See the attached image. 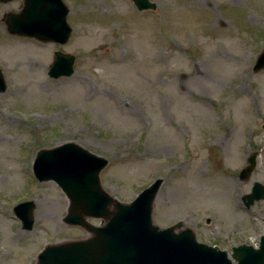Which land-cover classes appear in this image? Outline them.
<instances>
[{"label": "rangeland", "instance_id": "obj_1", "mask_svg": "<svg viewBox=\"0 0 264 264\" xmlns=\"http://www.w3.org/2000/svg\"><path fill=\"white\" fill-rule=\"evenodd\" d=\"M64 1L72 27L64 44L8 33L3 13L22 1L0 2V264H27L45 242L86 235L60 221L62 191L32 170L37 148L67 141L108 158L101 184L120 201L161 177L157 225L182 220L229 254L257 245L264 200L247 208L241 196L254 180L264 184V68L252 69L264 47V0H153L143 11L132 0ZM54 50L75 55L71 75L48 76ZM251 152L256 165L239 179ZM26 196L35 202L31 230L12 211Z\"/></svg>", "mask_w": 264, "mask_h": 264}, {"label": "water", "instance_id": "obj_2", "mask_svg": "<svg viewBox=\"0 0 264 264\" xmlns=\"http://www.w3.org/2000/svg\"><path fill=\"white\" fill-rule=\"evenodd\" d=\"M132 1L138 10L156 8L151 0ZM68 11L63 0H23L20 11L5 12L3 19L9 33L63 44L72 31L66 19ZM74 59L71 53L55 50L48 74L54 78L70 75ZM263 67L264 48L257 55L253 70ZM5 88L0 70V92ZM256 155H248L247 164L239 172L240 179L250 176ZM107 164L106 157L72 141L37 149L34 175L39 181L57 183L67 198L63 223L81 227L86 235L46 244L34 264H234L233 260L236 264H264V234L258 246H233L229 257L226 250L198 241L193 229L183 226L181 220L160 227L153 222L152 210L163 179L156 178L132 200L123 202L101 185L99 174ZM241 199L246 207L264 199V185L254 181L251 191ZM33 208L32 200L13 207L24 228L32 227ZM91 218L100 219V223L91 222Z\"/></svg>", "mask_w": 264, "mask_h": 264}, {"label": "bare ground", "instance_id": "obj_3", "mask_svg": "<svg viewBox=\"0 0 264 264\" xmlns=\"http://www.w3.org/2000/svg\"><path fill=\"white\" fill-rule=\"evenodd\" d=\"M172 41L174 42V45H176L174 38H172ZM183 83L184 81L182 80L181 76L178 74V72L174 71L172 73V82H171L170 91H171L172 99L177 100L179 106H181V103L187 98L185 89L182 87ZM174 136L178 140L179 139L181 140L182 138L181 133L177 131L175 132Z\"/></svg>", "mask_w": 264, "mask_h": 264}, {"label": "flooded vegetation", "instance_id": "obj_4", "mask_svg": "<svg viewBox=\"0 0 264 264\" xmlns=\"http://www.w3.org/2000/svg\"><path fill=\"white\" fill-rule=\"evenodd\" d=\"M33 224H34V223H33ZM23 242H25V241H23ZM32 262H33V260L30 259V260H29V263H27V264H32Z\"/></svg>", "mask_w": 264, "mask_h": 264}]
</instances>
